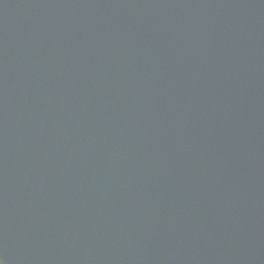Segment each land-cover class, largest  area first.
I'll return each mask as SVG.
<instances>
[{"label": "water", "instance_id": "1", "mask_svg": "<svg viewBox=\"0 0 264 264\" xmlns=\"http://www.w3.org/2000/svg\"><path fill=\"white\" fill-rule=\"evenodd\" d=\"M3 264H264V0H0Z\"/></svg>", "mask_w": 264, "mask_h": 264}, {"label": "clouds", "instance_id": "2", "mask_svg": "<svg viewBox=\"0 0 264 264\" xmlns=\"http://www.w3.org/2000/svg\"><path fill=\"white\" fill-rule=\"evenodd\" d=\"M0 264H3V261H0Z\"/></svg>", "mask_w": 264, "mask_h": 264}]
</instances>
